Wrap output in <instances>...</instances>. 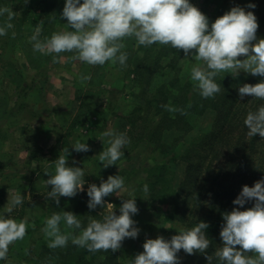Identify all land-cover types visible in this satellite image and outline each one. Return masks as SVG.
<instances>
[{"label":"rangeland","instance_id":"374dc122","mask_svg":"<svg viewBox=\"0 0 264 264\" xmlns=\"http://www.w3.org/2000/svg\"><path fill=\"white\" fill-rule=\"evenodd\" d=\"M190 2L208 17L209 22L232 6L245 7L257 18V37L264 38V0ZM63 3L51 9V18L44 22L43 16H38L41 0H0V6H8L15 12L11 21L13 29L0 36V211L6 205L7 192L20 191L22 196L30 198L9 215L16 220L26 219L33 225L23 239L9 245L7 259L0 260V264H102V255H92L86 248L72 244L71 238L65 247H48L52 237L46 236L43 229L46 218L52 213L73 212L81 219L83 227L90 218L100 219L101 215L97 216L106 210L99 206L88 209L84 191L73 197L61 196L58 203L47 198L51 186H44L42 182L48 178L44 171L54 173L53 161L63 154L64 148H68L66 164L84 168L85 189L90 183L99 186L109 175L117 174L123 177L128 189L119 197L121 203L134 196L138 212L132 219L140 231L135 239L125 238L116 250L117 263L127 264L130 258L143 251L146 238L154 239L159 234L181 228L180 223L166 218L172 210L170 200L157 203L151 199L150 190L143 191L144 183L149 185L151 181L144 167L163 161L169 167L172 187L177 189L186 171V162L180 159V154L190 142H198L200 150L203 149L210 140L200 137L215 129L220 113L211 108L202 113H187L188 130L166 131L160 139L173 144V149L165 155L153 148L147 128L158 99L153 98L147 113L137 107L144 106L145 99L154 97L156 92H162L164 89L160 90V86L173 81L188 87L190 96L197 92L190 69L193 64L202 62L194 57L186 58L182 50L167 45L137 46L134 38L123 40L121 50L127 53L124 65L106 62L93 66L76 59L74 52L43 55L34 51L30 37L36 26L41 27V40L66 28L63 25L66 18L60 16ZM249 3L255 7L247 8ZM140 62L144 64L142 70L136 68ZM82 75L90 78L81 80ZM227 75L234 90L231 101L240 97L237 91L240 85L254 84L261 79L259 75L243 71L235 78ZM16 89H20V93ZM16 101L24 106L17 108ZM223 123L218 122L216 131L222 129ZM108 128L126 133L129 142L122 149L124 156L115 165L102 167L99 153L107 147L108 138L101 139L100 134ZM140 133L144 134L142 140L132 139ZM76 141L87 143L88 150L74 151L72 145ZM115 198V194H109L104 200L112 203ZM60 228L61 232L79 233V230L67 229L63 221ZM179 255L181 257L182 252ZM78 257L80 263H76Z\"/></svg>","mask_w":264,"mask_h":264},{"label":"clouds","instance_id":"9594fccd","mask_svg":"<svg viewBox=\"0 0 264 264\" xmlns=\"http://www.w3.org/2000/svg\"><path fill=\"white\" fill-rule=\"evenodd\" d=\"M246 7L254 8L255 4L249 3ZM14 15L10 7L0 6V18L6 17L0 20V36L13 29ZM60 16L66 18L63 24L66 28L42 40L39 38L41 27H35L30 37L34 51L43 55L74 52L81 62L102 66L106 62L126 63L127 53L121 50L125 38H134L137 46L167 45L182 50L186 58L194 57L202 62L193 64L190 69V78L201 97L212 98L220 92L221 84L216 79L220 74L235 78L243 71L259 75L261 79L254 84L240 85L238 95L264 101V38L257 37V18L245 7L232 6L209 22L190 0H64ZM79 78L86 81L90 77L82 75ZM243 123L247 136L259 134L264 138V103L248 111ZM104 137L108 138L107 147L99 153V161L102 167H108L124 156L122 149L129 138L113 128L100 134L101 139ZM88 148L89 145L81 141L72 145L77 152ZM62 151L63 154L53 161L54 173L44 171L48 178L42 182L44 186H51L47 198L58 203L61 196L73 197L84 191L88 209L99 206L106 210L100 219L90 218L83 227L81 219L73 212L52 213L46 218L43 229L46 236L52 237L48 247H65L71 238L72 244L89 252L116 251L125 238L135 239L140 230L132 219L138 212L134 196L122 200L118 215L113 211L114 205L104 200L109 194L123 197L121 194L128 191L123 177L109 175L99 186L90 183L85 189L84 168L68 166V148ZM143 191H149L147 182ZM7 193L6 205L0 211V260L7 259L9 245L23 239L33 226L26 219L16 220L9 215L30 197L22 196L15 189ZM249 201L251 207L244 210L234 207L222 213L219 231L222 244L214 252L216 264H264V176L252 186L243 185L232 203L243 206ZM61 221L67 229L79 230V233L61 232ZM207 227V222L198 221L190 228H181L170 239L159 235L154 239L146 238L143 251L130 258L127 264H179L177 253L180 250L189 255L203 254L208 264H213V255L205 251L211 243L205 234Z\"/></svg>","mask_w":264,"mask_h":264},{"label":"trees","instance_id":"16d2710c","mask_svg":"<svg viewBox=\"0 0 264 264\" xmlns=\"http://www.w3.org/2000/svg\"><path fill=\"white\" fill-rule=\"evenodd\" d=\"M62 3L63 0H41L38 16H43L44 22H47L51 18L49 11ZM143 65L140 62L136 68L142 70ZM216 79L221 84V90L212 98H203L198 91L190 96L188 87L173 81L163 87L160 86V90L164 89L162 92H156L154 97L145 99L144 106L137 107L138 110L144 109L147 113L153 98L158 99L147 132L153 148H158L165 155L173 149V144H166L160 140L163 133L170 130H188L187 113H202L210 108L220 113L216 127L219 126V121L224 122L223 127L221 126L222 129L218 131L215 127L207 135L200 137L210 140L205 144L200 142L204 144L203 149L200 150L198 142H190L191 146L188 145L180 154V159L186 162V171L177 189H173L169 167L163 161L144 167L151 179L148 185L151 199L157 203L166 200L172 203V210L166 215L168 220L180 223L181 228H190L198 221L207 222L205 234L211 243L205 251L208 255H213V264H216L214 252L222 244L219 237L223 223L222 213L231 211L234 207L240 210L251 207V201L243 206L234 205L232 201L243 185L252 186L256 180L264 176V138L259 134L247 136V128L243 123L247 112L255 110L264 101L252 99L249 95L233 98L231 101L234 90L230 84V76L220 74ZM16 90L20 93V89ZM16 104L17 108L24 106V103L17 101ZM143 136L144 134L140 133L132 139L140 141ZM178 139L179 137L176 138ZM111 202L114 205L113 211L119 213L121 199L117 197ZM178 231H167L159 236L170 239ZM92 253L103 256L102 264H118L116 251L100 250ZM177 255L180 258L179 264H208L205 255L200 253L189 255L180 250ZM80 261L81 258L78 257L76 263Z\"/></svg>","mask_w":264,"mask_h":264}]
</instances>
